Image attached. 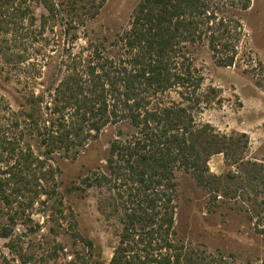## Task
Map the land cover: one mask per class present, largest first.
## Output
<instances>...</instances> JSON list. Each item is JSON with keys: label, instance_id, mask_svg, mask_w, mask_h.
Instances as JSON below:
<instances>
[{"label": "trees", "instance_id": "obj_1", "mask_svg": "<svg viewBox=\"0 0 264 264\" xmlns=\"http://www.w3.org/2000/svg\"><path fill=\"white\" fill-rule=\"evenodd\" d=\"M29 1L0 0V30L5 22L3 32L12 37L0 54L6 57L4 68L16 74L19 84L24 81L23 98L29 103L15 112L0 97L2 201L10 206L24 189L38 193L39 173L48 169L44 179L57 169L54 153L75 158L105 127L123 124L131 133L111 144L108 173L94 172L86 179L104 195L107 217L121 225L109 264H228L177 238L176 171L192 173L200 184L211 181L222 196L258 179V165L250 162L243 164L241 176L228 171L207 177L214 155L229 158L231 139L195 116L215 98L202 95L193 54L207 46L218 64L234 66L245 38L240 14L249 10L251 0H140L129 29L110 42L111 51L104 38L79 54L73 52L78 34L72 31L78 28L72 17L80 18L76 8L98 13L106 0H73L71 5L39 0L47 12L41 16L42 30L56 19L66 35L58 64L63 76L54 77L57 85L44 95L36 94L31 82L33 69H44L47 61L34 63L23 55V47L37 37ZM38 75L42 78L43 72ZM23 125L41 138L43 154L24 143ZM53 195L59 196L56 190ZM3 230L2 236L10 238V230ZM86 243L91 249L92 242ZM9 247L18 245L11 241Z\"/></svg>", "mask_w": 264, "mask_h": 264}, {"label": "rangeland", "instance_id": "obj_2", "mask_svg": "<svg viewBox=\"0 0 264 264\" xmlns=\"http://www.w3.org/2000/svg\"><path fill=\"white\" fill-rule=\"evenodd\" d=\"M61 1L71 5L73 0ZM139 2L106 0L98 13L76 8L80 18L72 17L78 28L72 31L78 34L73 52L79 54L104 38L111 51L110 42L129 29ZM28 6L37 37L34 43L31 39L22 46L26 49L23 55L34 63L47 61L44 69H33L36 78L31 82L36 94L44 95V90L57 85L54 77L58 80L63 76L58 64L66 35L56 19L42 30L41 16L47 12L39 0L29 1ZM240 15L245 38L234 66L218 64L207 46L193 54L194 67L203 79L202 95L215 98L195 116L199 123L210 124L231 139L229 158L214 155L208 162L207 177H221L228 171L241 176L243 164L250 162L258 165V179H253L247 189L222 196L211 181L200 184L192 173L176 171V231L187 247L223 257L228 264H264V0H251L249 10ZM5 24L0 30L1 49L12 39L3 32ZM45 42L50 43L46 48ZM84 53L87 56L89 52ZM5 59L0 54V97L17 112L21 105L29 106L23 98L25 83L21 80L19 84L16 74L4 68ZM23 129L24 143L30 144L35 154H43L41 138L29 132L27 125ZM130 133L126 125H108L75 158L54 153L50 163L57 168L52 169L55 173L46 179L42 176H47L48 169L39 173L38 193L29 195L24 189L23 197H12L10 206L2 201L0 191V264H109L121 225L117 218L107 217L104 195L90 188L86 179L94 172L108 173L111 144ZM238 159L242 160L235 163ZM53 190L59 196L53 195ZM5 228L10 230V238L2 236ZM11 241L18 245L15 250L9 247ZM86 241L92 242L91 249Z\"/></svg>", "mask_w": 264, "mask_h": 264}]
</instances>
